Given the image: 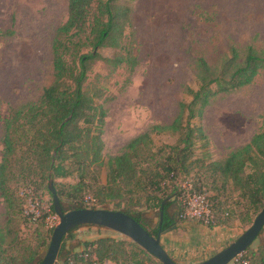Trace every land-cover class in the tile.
Masks as SVG:
<instances>
[{
  "label": "trees",
  "instance_id": "1",
  "mask_svg": "<svg viewBox=\"0 0 264 264\" xmlns=\"http://www.w3.org/2000/svg\"><path fill=\"white\" fill-rule=\"evenodd\" d=\"M131 27L132 8L120 0H69L67 20L52 42L53 82L38 101L10 109L4 120L0 197L8 220L0 226V264H41L54 230L48 228L47 219L56 216L51 181L66 212L121 211L148 230L143 216L157 211L159 223L150 231L153 236L160 228L162 235L179 228L185 218L186 193L206 195L212 227L234 219L250 225L263 210L264 115L263 129L249 143L217 161L202 125L213 99L252 85L264 72V49L253 45H232L216 67L198 58L199 88L184 87L191 100L179 105L173 123L153 126L132 139L121 154L104 160L107 113L99 101L106 91L92 83L90 75L97 62L112 72L125 66L134 73L139 61L133 49L125 47L126 55L113 58L100 53L122 49ZM167 131L178 134L177 142L157 146L153 134ZM187 178L191 182L185 186L182 179ZM27 192L39 202H49V213L28 214ZM173 206L177 210L172 215ZM78 228L63 239L56 264H163L129 239L102 236L68 247ZM241 256L238 264H264V244L250 247Z\"/></svg>",
  "mask_w": 264,
  "mask_h": 264
},
{
  "label": "rangeland",
  "instance_id": "2",
  "mask_svg": "<svg viewBox=\"0 0 264 264\" xmlns=\"http://www.w3.org/2000/svg\"><path fill=\"white\" fill-rule=\"evenodd\" d=\"M68 3L69 0H0V159L3 125L10 109L38 101L53 82L52 42L57 29L67 20ZM120 3L131 6L132 27L125 32L122 49L107 48L100 53L113 58L126 55L127 47L133 49L139 64L130 74L125 66L112 72L105 63L97 62L90 75V81L106 91L105 98L99 101L107 113L103 132L105 161L121 154L132 139L153 126L173 123L179 105L191 100L184 87L199 88L195 67L198 58L216 67L232 45L264 49V0ZM263 115L264 72L252 85L213 99L202 120L213 160H223L249 143L263 129ZM178 137L171 131L153 134L157 146L175 144ZM102 178L105 181V171ZM187 179H182L185 186L191 182V178ZM26 194L28 214L39 217L42 210L49 213V202H39L32 192ZM194 196L202 195L186 193L184 215L186 202ZM47 200L52 199L47 196ZM176 210L173 206L171 214ZM7 220L0 197V226H5ZM58 222L57 216L50 215L47 226L54 228ZM143 222L149 231H154L159 223L158 212L145 213ZM251 225L234 219L225 226L212 227L202 219L187 216L180 220L178 230L171 231L176 242L168 252L179 264H199L224 250ZM102 236L128 239L102 227L81 226L67 244L76 247ZM262 244L264 230L251 247ZM239 257L236 259H242Z\"/></svg>",
  "mask_w": 264,
  "mask_h": 264
},
{
  "label": "water",
  "instance_id": "3",
  "mask_svg": "<svg viewBox=\"0 0 264 264\" xmlns=\"http://www.w3.org/2000/svg\"><path fill=\"white\" fill-rule=\"evenodd\" d=\"M50 191L53 194V206L59 222L54 227L50 245L41 264H56L63 239L71 231L81 226H97L111 230L132 240L163 264H179L170 257L162 245L161 228L159 234L153 236L140 222L121 211L79 209L66 212L62 208L52 181L50 182ZM160 217V227H162L164 221L163 209ZM263 229L264 208L255 218L253 224L236 241L199 264H230L254 244Z\"/></svg>",
  "mask_w": 264,
  "mask_h": 264
},
{
  "label": "built area",
  "instance_id": "4",
  "mask_svg": "<svg viewBox=\"0 0 264 264\" xmlns=\"http://www.w3.org/2000/svg\"><path fill=\"white\" fill-rule=\"evenodd\" d=\"M186 210L184 217L191 216L192 218L202 219L206 223H210L213 219L207 199L202 196H194L186 202ZM237 261V259H235ZM247 264V263H245Z\"/></svg>",
  "mask_w": 264,
  "mask_h": 264
},
{
  "label": "crops",
  "instance_id": "5",
  "mask_svg": "<svg viewBox=\"0 0 264 264\" xmlns=\"http://www.w3.org/2000/svg\"><path fill=\"white\" fill-rule=\"evenodd\" d=\"M178 230V229H177ZM193 231V230H192ZM171 234H173L172 232H168V233H166V234H163L162 236H161V243H162V245L165 247V249L168 251V247L169 246H172L173 244H174V242H176V241H174L175 239L172 237V235Z\"/></svg>",
  "mask_w": 264,
  "mask_h": 264
}]
</instances>
